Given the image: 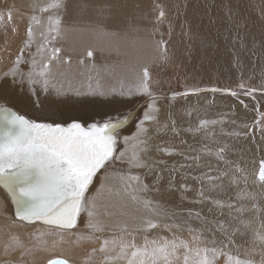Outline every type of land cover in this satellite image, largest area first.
<instances>
[{
	"label": "bare ground",
	"instance_id": "6f19581e",
	"mask_svg": "<svg viewBox=\"0 0 264 264\" xmlns=\"http://www.w3.org/2000/svg\"><path fill=\"white\" fill-rule=\"evenodd\" d=\"M51 2L0 0V16L3 17L0 19V105L29 119L45 116L48 122L55 120L67 125L76 121L85 127L125 116L135 109L138 111L128 129L118 133L116 155L125 152V156L98 171L86 193L94 206L93 212L97 207L106 208L103 212L105 227L99 220L103 217L94 213L90 218L87 211H83L76 228L71 229L72 237L64 234L70 233L69 230H60L62 234L43 239L51 246L56 245V240L65 241L67 245L62 246L67 252L65 260L69 264L76 262L80 259L79 253L82 257L87 254L84 252L87 247L102 244L104 239L111 240L119 226L141 225L143 217L152 215L143 203L150 200L175 214L161 217L162 223L187 222L192 227L203 226L208 235L211 234L209 237L217 240L231 236L235 241L234 251L231 241H225L229 245L224 249L226 253L234 255L232 252H235L241 258L260 255L261 242L257 234L264 235V185L255 179L253 184L245 186L241 178L253 180V172L258 169L248 160L259 157L260 149L264 154V125L257 123L258 127L253 122H259L260 114L264 113V0H63L64 7L41 11ZM12 6L20 9L10 10ZM18 10L19 14L10 23ZM161 10L165 13L162 18L159 17ZM50 15L53 20L57 16L61 19L55 40L52 39L55 33H44V28L50 26ZM41 38L47 40L46 44L40 42ZM53 47L60 48L61 52L51 63L45 91L43 79L33 76L36 82L29 83V74L39 71ZM89 51L93 53L91 57L87 55ZM145 67L150 72L153 90L161 97L155 102L159 108L155 115L161 119V129L167 125L162 115H168L175 121L178 134L170 128V134L157 131L153 137L149 136V129L158 130L159 123L152 121V127L150 121H145L143 126L150 137L148 148L154 151L144 157L148 166L136 168L130 166L129 157L135 137L140 135V121L144 113L150 111L148 105L152 103L148 96L135 93V84ZM78 79H89L88 86L77 89L75 80ZM241 83L245 88L239 87ZM196 88L228 91L195 92ZM249 88L256 91L251 96L244 95ZM130 90L133 95L120 94ZM232 91L238 95H231ZM185 92L198 96L182 95ZM172 93L181 95L173 98ZM162 99L172 101L165 105ZM81 113L87 114L78 115ZM201 119L217 123L200 132L189 131L196 128ZM207 133L214 136L212 145L207 146L210 154L205 152L213 156V161L199 157L200 150L196 148L206 140ZM125 137L129 138L127 145ZM168 137L172 142L170 146L165 144ZM225 145L224 156L228 163L215 155L218 148ZM165 146L172 148L173 154L155 152ZM197 156L198 160L192 159ZM170 160L174 162L171 164ZM242 164L244 170L238 166ZM211 173L218 179L206 181L204 177ZM131 176H140L141 181H131ZM181 184H187L193 195L182 189ZM194 184L196 188L192 189ZM143 185H147V190ZM201 188L207 196L205 199L198 196ZM132 195L138 199L133 200ZM257 195L262 198L253 197L258 202L253 204L251 196ZM238 208L242 210L238 212ZM190 210L199 212L200 219L190 217ZM115 213L123 217L118 219ZM12 218L16 219L12 203L0 188V264H14L12 259L20 251L36 254L34 234L27 239L23 237L20 246L14 247L16 223ZM21 222L27 224L23 228L28 231L40 225ZM89 223L102 226L105 231L95 232L88 227ZM184 233L187 238V232ZM159 234L171 235L165 229H160ZM64 236L70 239H63ZM208 238L209 242L216 240ZM136 239L142 241L141 236ZM214 242L216 247H221ZM250 249L254 254L248 252ZM84 258L93 264L104 262L94 253ZM225 259L221 256L218 264H225ZM20 263L30 264V259H20Z\"/></svg>",
	"mask_w": 264,
	"mask_h": 264
},
{
	"label": "snow or ice",
	"instance_id": "6c2138e0",
	"mask_svg": "<svg viewBox=\"0 0 264 264\" xmlns=\"http://www.w3.org/2000/svg\"><path fill=\"white\" fill-rule=\"evenodd\" d=\"M64 7L63 0H52L50 4L43 7L41 11L48 12L50 9ZM165 16L163 10L159 17ZM0 19H3L0 16ZM8 19H11L9 13ZM38 24L39 21L33 17ZM49 33H55L52 39L59 35L61 19L57 16L54 20L49 16ZM43 35V34H42ZM29 40L32 37L31 25L28 29ZM163 43V42H162ZM61 49L53 47L47 61L43 62L39 71L29 74V83H35L33 76L43 79L45 91L48 86V74L51 71V63L59 58ZM93 55L91 51L87 53ZM19 61V58H18ZM83 62V61H81ZM35 64V61H33ZM241 89L245 85H239ZM228 91L227 89H194L201 91ZM256 89L249 88L244 95L251 96ZM135 93L144 94L152 101L148 105L150 111L144 113L143 120L138 126V135L132 145L133 151L129 157L131 167H146L145 156L147 154L150 137H147L145 121L159 123L155 113L159 112L156 100L161 97L152 88L150 72L147 67L141 70L135 84ZM102 94V93H101ZM121 95H133V91L121 92ZM185 92L182 95H187ZM181 95L172 93V97ZM231 95L237 96L235 91ZM191 115V113H188ZM262 119L258 122L264 125V113L260 114ZM129 115L123 118L109 119L103 123H93L87 127L73 121L67 125L52 120L29 119L11 109L0 106V185L10 194L15 206V215L21 221L29 223L42 221L43 224L54 227L57 230H71L76 228L78 218L83 211H87L91 218L94 215L93 205L90 204L86 193L93 182L97 172L116 159H122L125 152L116 155L119 143L118 132L127 123ZM217 121L201 119L196 128L189 131L200 132L206 130L210 124ZM168 127V125H165ZM171 130L178 134L175 121L171 122ZM124 143H129V138H124ZM142 146V147H141ZM226 145L219 147L215 155L219 160H225ZM158 150L165 154H173V149L167 146L159 147ZM211 150H209L210 152ZM198 160L199 157H192ZM223 175H228L223 173ZM256 179L264 185V160L259 162L258 172L254 173ZM209 181L218 177L206 176ZM131 181L140 182V176L129 177ZM195 179V178H194ZM131 185H128L130 187ZM182 189L188 190L187 184H181ZM147 190V185H143ZM134 192L136 189L133 190ZM198 196L205 197L201 188ZM137 200L136 195H132ZM145 209L152 215L142 218V224L129 227L127 224L119 226L111 240L104 239L99 252L105 254L103 264H218L220 256H225V264H257L254 257L241 258L239 254L233 255L224 251L227 245L216 247L215 242L205 239L206 229L192 227L187 222L162 223L161 217L175 215L164 210L159 204L150 200L143 202ZM219 204V201H214ZM231 205H229L230 207ZM188 215L200 219V213ZM88 227L95 232H104L102 226L89 223ZM219 227L223 230V225ZM160 229H165L170 236L160 235ZM187 232V238L183 235ZM153 233H156L153 235ZM141 236L142 241L137 242L136 237ZM260 240L259 264H264V235L257 234ZM15 243L19 244L18 240ZM211 243L212 246H209ZM97 251L93 249V252ZM49 264H69L67 260L50 261Z\"/></svg>",
	"mask_w": 264,
	"mask_h": 264
},
{
	"label": "rangeland",
	"instance_id": "374dc122",
	"mask_svg": "<svg viewBox=\"0 0 264 264\" xmlns=\"http://www.w3.org/2000/svg\"><path fill=\"white\" fill-rule=\"evenodd\" d=\"M12 9H10V10H15V8H17V9H20L19 7H17V6H12L11 7ZM19 12H20V10H18L17 11V14L15 15V16H13L12 17V20L10 21V23L14 20V18L19 14ZM50 26L48 25V26H46L45 28H44V33H45V35H49V31H48V28H49ZM48 39V38H47ZM46 39H44V38H41L40 39V42L41 43H43V44H46ZM22 47V46H21ZM168 54H171V52L170 51H168ZM91 63V62H90ZM79 75H78V73H77V77H78ZM100 80V78L97 80V81H99ZM120 81H122L121 79H120ZM119 81V82H120ZM75 82L78 84V87H77V89H79V88H84V87H87L88 86V83H89V79H78V80H75ZM84 84H85V86H84ZM105 84V83H104ZM62 87V86H61ZM122 91H123V89H122ZM185 96H198V95H185ZM167 101H172V100H163L162 99V103L163 104H165V105H167L165 102H167ZM82 114H87V113H81V114H78V115H82ZM41 118H44V119H49V118H46L45 116H40ZM162 117L163 118H165L166 120H167V125H168V127H163L162 129H161V119L160 120H158V122H159V129L158 130H155L154 132H152V130L151 129H149V136H154L155 135V133L158 131V133H161V132H167L166 134H170L171 133V131H169L170 130V128H171V122H172V118L170 117V116H168V115H162ZM253 122L257 125V123H258V120H253ZM154 123H156V122H153V124ZM150 124L152 125V127L154 126L153 124H152V121H150ZM258 126V125H257ZM259 127V126H258ZM158 128V127H157ZM257 130H259V128L257 129ZM173 132V131H172ZM174 133V132H173ZM205 138L204 139H206L205 141H202V143L200 144V145H198L196 148H198L199 150H200V155H199V157H201L202 159H206V160H208V161H213L214 159H213V156H209L208 154H206L205 152L206 151H208V147L210 146V145H212V138H214V136H212L210 133H207L206 134V136H204ZM204 139H202V140H204ZM157 140H159L158 138H157ZM167 141H169V142H167ZM167 141H165V144L167 145V146H170V145H172V142H171V138L170 137H168L167 138ZM173 144H174V142H173ZM208 146V147H207ZM155 147V145L153 146V148ZM154 151V149H152V148H148V153H149V155H150V153H152ZM261 151H262V149H260L259 150V152H258V155H259V157H254L252 160H248V163L249 164H252V166H254L256 169H259V165H258V163L259 162H257L258 160L259 161H261V160H264V154H262L261 153ZM155 152L156 153H159V150L158 149H156L155 150ZM209 152V151H208ZM209 154H210V152H209ZM151 156V155H150ZM170 162H171V164L174 162V160H170ZM146 164H147V166H148V161H146ZM238 164H240V163H238ZM239 167H240V169L241 170H244V166H243V164L242 165H238ZM194 170H196V167H194ZM142 171H140V173H141ZM257 172V171H256ZM255 171L253 172V176H254V178H253V180L252 179H250V178H247V179H245L244 177H242L241 178V180H243L242 182L244 183V185L245 186H250L251 185V182H252V184H253V181L256 179V177H255V175H254V173H256ZM144 173V171L141 173V174H143ZM235 175L237 176V178L239 179V177H238V175L235 173ZM210 176H214V173H211V175ZM205 180L206 181H208L206 178H205ZM195 182H197V181H195ZM197 183H199V182H197ZM244 186V187H245ZM244 187H243V190H244ZM196 188V184H194V185H192V189H195ZM188 194H192L193 195V193L191 192V190H188V192H187ZM207 196H206V194H205V198H206ZM252 197V201H253V204H258V202L254 199L253 200V197H259V198H262V197H260L259 195H257V196H251ZM204 198V199H205ZM264 200V199H263ZM261 201V200H260ZM202 203H205V204H207L205 201H202ZM262 203V202H261ZM156 204H158V202L156 201ZM263 205H264V203H263ZM106 208L104 207V208H101V207H97V210L94 212L95 214H97L98 215V217H103V220L102 219H99L100 221H102L103 222V227H105V220H104V210H105ZM240 210H242V209H240ZM240 210H239V208H238V212H240ZM115 215H116V217L118 218V219H121L122 217H123V215L122 214H120V213H115ZM264 218V217H263ZM13 220H14V223H16L15 224V227H14V233H15V235H14V240H13V242H14V247H19L20 246V243L24 240L23 239V237H25L26 239L27 238H30L33 234H34V243H35V247H34V251H36V254H32V255H30V254H28L27 253V251H20L19 249H18V251H20V252H18V253H16L15 255H14V257H13V263L14 264H21L20 263V259H24V258H29L30 259V264H46L45 262H47V261H55V260H65L66 259V251L64 250V248H62V246L63 247H65L66 245H67V243L65 242V241H60V242H58L57 240L55 241L56 243V245H54V246H51V244L48 242V241H45L43 238H45V237H52V236H57V235H60V233H61V231L60 230H57L56 228H48V227H44V226H40V225H37L36 224V226L34 227V228H32L33 229V231H28L27 229H24L23 228V226H25V225H27V224H24V223H22L21 221H18V220H16V219H14V218H12ZM19 222H21V223H19ZM128 223V222H127ZM38 227H40V228H38ZM200 228H204L203 226H201ZM262 229H264V227L262 228ZM51 230V231H50ZM207 230V229H206ZM70 231V233H64L66 236H69V237H72L73 235L71 234L73 231H71V230H69ZM52 232V233H51ZM18 233V236L16 237V234ZM62 234V233H61ZM209 234V232H208V230L206 231V233H205V239H207L210 235H208ZM183 235H186L185 233H183ZM208 236V237H207ZM186 237V236H185ZM231 236H227V237H224L223 239H218L217 240V238H213V236H211V237H209L208 239L209 240H214V239H216V240H214V241H217L218 243H220V245H221V247H223L224 245H226V242L225 241H231V246L233 247L234 245L233 244H235V241L232 239V238H230ZM66 238H68V237H63V239H66ZM213 238V239H212ZM225 238H229L228 240L226 239L225 240ZM68 239H70V238H68ZM232 239V240H231ZM15 240H18L19 241V244H17V243H15ZM223 241V242H222ZM227 246H229V245H227ZM94 247V248H93ZM101 247V243H99V244H97L96 246H92V247H90L89 249H88V247L86 248V249H88V251L86 250V249H84V252H86L87 254L85 255L84 254V257H87V256H89V254H92V253H94V254H96V256L97 257H101L102 259H104L105 258V254H102L101 252H99L98 251V249ZM93 249H96L97 251H95V252H91ZM233 251H234V247H233ZM248 252L250 253L251 252V254H254L253 253V250H248ZM232 253H234V255H236V253L235 252H232ZM84 257H82V253H79V260L78 261H76V262H72V263H70V264H93V263H89L88 261H86L85 260V258ZM221 257V256H220ZM220 257H219V259H220ZM260 258V255H258L257 256V254H256V261H257V264H259V262H258V260H260L259 259ZM218 259V260H219ZM33 261V262H32ZM16 262V263H15ZM48 262V263H49Z\"/></svg>",
	"mask_w": 264,
	"mask_h": 264
},
{
	"label": "water",
	"instance_id": "95a60500",
	"mask_svg": "<svg viewBox=\"0 0 264 264\" xmlns=\"http://www.w3.org/2000/svg\"><path fill=\"white\" fill-rule=\"evenodd\" d=\"M0 106L6 107V108H8V109H11L10 107H8V106H6V105H3V104H1ZM11 110L14 111L13 109H11ZM137 111H138V109H135L133 112L127 114V115L130 114L129 119H128L127 123H125V124L122 126V128L119 130L118 133H120V131H123L124 129H128V127L132 124L133 119L136 117V113H137ZM14 112H16V111H14ZM16 113H17V112H16ZM18 114H19V113H18ZM20 115H21V114H20ZM123 117H124V116L119 117V118H123ZM26 118H27V117H26ZM116 119H117V118H116ZM98 123H103V121L98 122ZM0 188H1V189L7 194V196L10 198V201H11V203H12V207H13V211H14V216H15V218H16L17 220H19V219L16 217V215H15V206H14V204H13V202H12V199H11L10 194L8 193V191H7L2 185H0ZM24 222L29 223V222H27V221H24ZM35 223H39L40 225L48 226V225L43 224L42 221H35V222L30 223V224H35ZM48 227H50V226H48ZM48 264H49V263H48Z\"/></svg>",
	"mask_w": 264,
	"mask_h": 264
}]
</instances>
